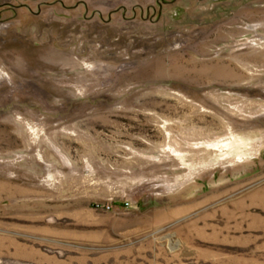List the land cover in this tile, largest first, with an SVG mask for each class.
<instances>
[{"label": "rangeland", "instance_id": "rangeland-1", "mask_svg": "<svg viewBox=\"0 0 264 264\" xmlns=\"http://www.w3.org/2000/svg\"><path fill=\"white\" fill-rule=\"evenodd\" d=\"M0 264H264V0H0Z\"/></svg>", "mask_w": 264, "mask_h": 264}]
</instances>
